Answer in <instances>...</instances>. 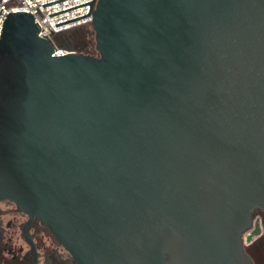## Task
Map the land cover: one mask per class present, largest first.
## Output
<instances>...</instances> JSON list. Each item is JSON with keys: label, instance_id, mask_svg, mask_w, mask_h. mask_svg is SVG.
Listing matches in <instances>:
<instances>
[{"label": "water", "instance_id": "obj_1", "mask_svg": "<svg viewBox=\"0 0 264 264\" xmlns=\"http://www.w3.org/2000/svg\"><path fill=\"white\" fill-rule=\"evenodd\" d=\"M91 27L97 55H57L30 12L6 18L0 203L74 264H253L264 0H97Z\"/></svg>", "mask_w": 264, "mask_h": 264}, {"label": "flooded vegetation", "instance_id": "obj_2", "mask_svg": "<svg viewBox=\"0 0 264 264\" xmlns=\"http://www.w3.org/2000/svg\"><path fill=\"white\" fill-rule=\"evenodd\" d=\"M251 241L243 237L245 253L253 264H264V211L257 209ZM259 227V229H258ZM0 264H74V260L40 220L17 210L11 202L0 203Z\"/></svg>", "mask_w": 264, "mask_h": 264}, {"label": "built area", "instance_id": "obj_3", "mask_svg": "<svg viewBox=\"0 0 264 264\" xmlns=\"http://www.w3.org/2000/svg\"><path fill=\"white\" fill-rule=\"evenodd\" d=\"M58 0H0V40L2 37L3 26L6 18L11 13L30 12L35 19V22L40 28L39 35L43 38L48 39L57 47V55H61L67 52L65 49H59V46L55 42V38L58 35L68 33L74 29L82 26L91 25L93 19V10L97 0H94L95 5L82 6L67 12H63L54 16L51 14L70 9L85 3L92 2L93 0H64L46 7L43 5L55 2ZM91 8V10H90ZM90 11V13H89ZM89 13V15H87ZM87 15V16H84ZM84 16V17H81ZM81 17V18H78ZM68 23L56 26V24L72 20ZM258 218L255 219L254 223L257 224Z\"/></svg>", "mask_w": 264, "mask_h": 264}, {"label": "rangeland", "instance_id": "obj_4", "mask_svg": "<svg viewBox=\"0 0 264 264\" xmlns=\"http://www.w3.org/2000/svg\"><path fill=\"white\" fill-rule=\"evenodd\" d=\"M57 43L59 45L63 44L62 46L67 48L68 51L72 50L77 52H79V49H77L78 46L86 43V48L84 50L90 55H97L95 32L91 25L85 26L82 32L60 39V42L58 41Z\"/></svg>", "mask_w": 264, "mask_h": 264}, {"label": "trees", "instance_id": "obj_5", "mask_svg": "<svg viewBox=\"0 0 264 264\" xmlns=\"http://www.w3.org/2000/svg\"><path fill=\"white\" fill-rule=\"evenodd\" d=\"M84 27H85V26H82V27H79V28H77V29H74V30H72V31H70V32H68V33H64V34H61V35L56 36V38H55V42H56V44H57L60 48L67 50V48H64V47L62 46L63 44L59 45L57 42H58V41L60 42V39H62V38H64V37H69V36H71L72 34H76V33H78V32H82V31L84 30ZM75 48H76V47H75ZM85 48H86V43H83V44H81L80 46H78L77 49H79V53L88 54V52H86V51L84 50Z\"/></svg>", "mask_w": 264, "mask_h": 264}]
</instances>
